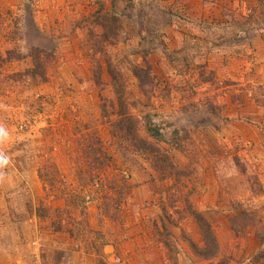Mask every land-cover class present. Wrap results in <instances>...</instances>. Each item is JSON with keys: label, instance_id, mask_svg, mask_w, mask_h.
<instances>
[{"label": "rangeland", "instance_id": "374dc122", "mask_svg": "<svg viewBox=\"0 0 264 264\" xmlns=\"http://www.w3.org/2000/svg\"><path fill=\"white\" fill-rule=\"evenodd\" d=\"M114 83L166 158L125 164ZM0 253L264 264V0H0Z\"/></svg>", "mask_w": 264, "mask_h": 264}, {"label": "trees", "instance_id": "16d2710c", "mask_svg": "<svg viewBox=\"0 0 264 264\" xmlns=\"http://www.w3.org/2000/svg\"><path fill=\"white\" fill-rule=\"evenodd\" d=\"M106 70L111 75L112 80L116 82L115 79L117 73L114 72V70L109 66L106 67ZM27 75L29 77H35L37 79V82H42L45 79V69H33L28 71ZM114 98L115 102L111 105L116 108L115 117L107 122V127L109 125V131L107 130V132L109 138L114 140L117 146H120L119 148H117V150L121 151L122 154L127 156L125 164L127 166L130 165L129 161L132 159L134 154L140 156L142 159H146V157H149L151 153L159 154L166 158V155L165 153H163L162 148L155 146L154 142H150L147 140V138L158 140L161 137V133L159 130L154 128L153 124L148 120V118H146V115L141 116L143 119L142 132L144 134H139V120L136 119L137 117H135L128 111L127 103L124 99H122L119 83H114ZM101 110L103 113H105L103 107L101 108ZM101 154L105 155L104 150L101 151ZM103 171L104 168L102 170V174ZM128 178L129 175L123 178V180H126ZM191 216L196 221L200 232L202 245L198 248L199 254L202 257L214 255L216 249V241L212 229L210 228L209 224L201 217L199 212L192 211ZM98 264H101V262L98 261ZM170 264L174 263L171 262Z\"/></svg>", "mask_w": 264, "mask_h": 264}, {"label": "crops", "instance_id": "0c3cea01", "mask_svg": "<svg viewBox=\"0 0 264 264\" xmlns=\"http://www.w3.org/2000/svg\"><path fill=\"white\" fill-rule=\"evenodd\" d=\"M0 264H8L5 262V259L2 256H0ZM20 264H22V263H20Z\"/></svg>", "mask_w": 264, "mask_h": 264}]
</instances>
